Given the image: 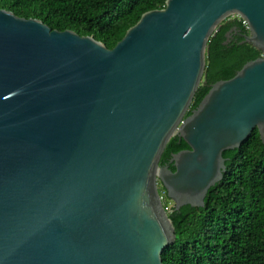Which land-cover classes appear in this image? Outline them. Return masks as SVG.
<instances>
[{
    "label": "water",
    "instance_id": "obj_1",
    "mask_svg": "<svg viewBox=\"0 0 264 264\" xmlns=\"http://www.w3.org/2000/svg\"><path fill=\"white\" fill-rule=\"evenodd\" d=\"M230 14L261 54L185 116ZM255 128L264 143V0H166L110 49L0 9V264H163L158 183L176 210L204 206Z\"/></svg>",
    "mask_w": 264,
    "mask_h": 264
},
{
    "label": "trees",
    "instance_id": "obj_2",
    "mask_svg": "<svg viewBox=\"0 0 264 264\" xmlns=\"http://www.w3.org/2000/svg\"><path fill=\"white\" fill-rule=\"evenodd\" d=\"M165 2L0 0V9L25 19H38L51 30L91 36L110 49L143 13L164 8ZM246 34L248 29L240 17L219 22L208 38L203 75L185 116L197 107L213 83L231 78L247 61L260 56L255 47L242 42ZM187 148L183 139L173 135L159 166ZM222 156L223 177L208 190L204 206L184 205L168 212L175 241L163 250V264H264V143L258 130L255 128L239 148L226 150ZM168 167L174 170L173 165Z\"/></svg>",
    "mask_w": 264,
    "mask_h": 264
},
{
    "label": "rangeland",
    "instance_id": "obj_3",
    "mask_svg": "<svg viewBox=\"0 0 264 264\" xmlns=\"http://www.w3.org/2000/svg\"><path fill=\"white\" fill-rule=\"evenodd\" d=\"M233 18V17H239V15L237 14H230V15H227L226 18ZM158 190H159V193H160V197H161V200H162V203L163 205H166L167 206V213L170 211V209L174 206V203L172 200H170L169 198L166 197V193L165 191H163V187L158 184Z\"/></svg>",
    "mask_w": 264,
    "mask_h": 264
},
{
    "label": "flooded vegetation",
    "instance_id": "obj_4",
    "mask_svg": "<svg viewBox=\"0 0 264 264\" xmlns=\"http://www.w3.org/2000/svg\"><path fill=\"white\" fill-rule=\"evenodd\" d=\"M169 164L170 165H173L171 162H170V158L168 159V161L167 162H165V164H164V166L166 165V166H169ZM163 166V165H162ZM169 168V167H168ZM172 171H174V170H172ZM158 184H160V183H158ZM161 185V184H160Z\"/></svg>",
    "mask_w": 264,
    "mask_h": 264
},
{
    "label": "built area",
    "instance_id": "obj_5",
    "mask_svg": "<svg viewBox=\"0 0 264 264\" xmlns=\"http://www.w3.org/2000/svg\"><path fill=\"white\" fill-rule=\"evenodd\" d=\"M240 17V16H239ZM241 18V17H240ZM242 19V18H241ZM243 20V23H244V25L247 27V23L244 21V19H242Z\"/></svg>",
    "mask_w": 264,
    "mask_h": 264
}]
</instances>
